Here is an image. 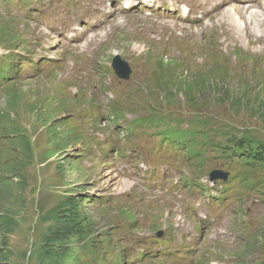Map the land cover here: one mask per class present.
<instances>
[{
    "label": "rangeland",
    "instance_id": "obj_1",
    "mask_svg": "<svg viewBox=\"0 0 264 264\" xmlns=\"http://www.w3.org/2000/svg\"><path fill=\"white\" fill-rule=\"evenodd\" d=\"M6 1L0 0L3 14L29 25L0 21V69L13 50L22 56L12 60L20 66L15 75L2 79L8 89L0 87V215L5 210L14 219L0 229V264H41L37 251L52 223L47 214L70 192L83 217V234L67 240L78 264H264V165L229 157L208 141L216 143L223 131L264 140V111L254 105L264 95L262 42L235 27L228 37L223 12L204 14L217 0H139L115 20L96 12L115 0H33L24 10L21 0ZM96 19L108 24L101 42L84 49L87 32L80 46L67 39L70 24L88 30ZM44 23L61 35L53 41L42 35ZM117 54L132 66L128 80L115 78ZM77 61L86 65L81 71ZM100 80L104 89L95 86ZM155 117L167 119L159 128L205 129L209 136L199 133L198 144L155 154L153 144L177 142L154 137L158 127L148 119ZM139 120L146 124L130 123ZM195 146L199 157L191 154ZM83 151L96 158L93 169L81 161ZM147 168L158 170L152 186H142ZM215 168L230 179L211 181ZM221 192L224 202L216 201L210 215L212 201L202 197Z\"/></svg>",
    "mask_w": 264,
    "mask_h": 264
},
{
    "label": "trees",
    "instance_id": "obj_2",
    "mask_svg": "<svg viewBox=\"0 0 264 264\" xmlns=\"http://www.w3.org/2000/svg\"><path fill=\"white\" fill-rule=\"evenodd\" d=\"M242 95L244 97L248 94L246 91H242ZM254 100V105L257 106V110L262 109L264 111V95L260 98L256 96ZM229 141L234 142L239 150L248 156V159L264 163V141L237 135L229 137ZM80 206L78 198L76 196H70L60 206L55 207L49 212L48 217L52 219V223L48 233L42 237V243L39 247L41 251L37 252V257H39L38 259L41 264H64L62 263L61 251L55 249L53 245L56 242H62L64 237H67L70 233L69 231H75V233L82 231V226L80 225L81 218L78 213ZM4 211L0 215V218H2L0 219V229L5 231L7 228L10 229L9 226L14 222V219L11 215L4 214Z\"/></svg>",
    "mask_w": 264,
    "mask_h": 264
},
{
    "label": "bare ground",
    "instance_id": "obj_3",
    "mask_svg": "<svg viewBox=\"0 0 264 264\" xmlns=\"http://www.w3.org/2000/svg\"><path fill=\"white\" fill-rule=\"evenodd\" d=\"M225 8H227V10ZM102 9L104 10V6L102 7ZM96 12H99L98 8H96ZM112 12L116 13V10L110 11L108 12V14H112ZM207 12L210 13L212 17L217 16V13L219 12H223L221 16H226L228 20L235 26L243 28V37H245L246 35V37L251 38L255 42L260 41V37H257L255 35L252 27L254 24L264 27V2H261L260 0H219L215 2L214 6ZM221 16L220 21L223 22ZM238 19H240L241 21L243 20V22H241V24H238ZM102 20L103 19H96V21L87 30L88 33H90L91 38L89 41L84 40V43L82 44L84 49L89 48L95 42H101L102 39H98V35H107L108 31L106 29L108 24H106V22ZM124 24L125 22L123 23V25ZM43 26L46 29H42V35L49 34L52 37L50 39L52 41L55 40L56 37H59L62 33V30L56 29V27H49L45 24ZM232 26L233 25H230L229 27L227 26L229 28V33H227V36L230 38L232 36ZM101 29H104L105 31L102 32ZM83 33L84 29L78 27L77 24L74 23L68 30L67 39L73 42L76 47L80 46L79 42H81L82 38H84ZM76 65H78V67H76ZM76 65L73 64V67L78 68V71H81L86 66L83 61H77Z\"/></svg>",
    "mask_w": 264,
    "mask_h": 264
},
{
    "label": "water",
    "instance_id": "obj_4",
    "mask_svg": "<svg viewBox=\"0 0 264 264\" xmlns=\"http://www.w3.org/2000/svg\"><path fill=\"white\" fill-rule=\"evenodd\" d=\"M114 66L117 69V72H118L119 76L125 77V78L129 77L130 68H129L128 62H126L125 60L121 59L120 57H117L115 59V61H114ZM221 175L224 178H226L228 174L222 173L221 171L215 170V171H213L211 173V178L215 179V178H217L218 176H221Z\"/></svg>",
    "mask_w": 264,
    "mask_h": 264
}]
</instances>
